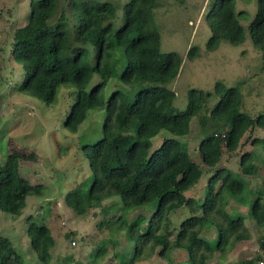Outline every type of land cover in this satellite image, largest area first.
Instances as JSON below:
<instances>
[{
	"label": "trees",
	"instance_id": "obj_1",
	"mask_svg": "<svg viewBox=\"0 0 264 264\" xmlns=\"http://www.w3.org/2000/svg\"><path fill=\"white\" fill-rule=\"evenodd\" d=\"M236 1H209L205 49L213 51L222 41L238 46L249 38L264 64V0H256L253 16L236 11ZM161 3L28 0L11 38L10 58L20 70L18 92L51 105L61 87L71 89L74 102L63 123L69 132H78L90 110L104 113L99 119L101 136L78 150L89 173L67 190L63 201L77 216L102 208L110 199L119 202L118 213L100 223L107 225L110 236L118 222L122 226L116 232L126 231L129 249L113 254L117 264H135L153 254L170 262L172 251L182 252V264H209L216 253L224 256L250 238L245 218L264 228V177L257 187L246 178L264 170V136L250 138L254 130H264V113L251 116L242 109L241 82L225 86L220 80L212 91L190 88L185 108L177 110L176 94L167 85L177 76L182 56L160 51L153 12ZM7 14L16 17L11 10ZM246 17L244 26L241 19ZM198 55L195 46L186 52L189 60ZM193 118L201 132L200 164L191 159L183 141ZM157 136L161 140L155 147ZM246 145L251 149L239 155L238 177L221 159L225 152L238 154ZM6 150V142L0 141V212L17 218L26 199L40 196L43 186L23 177L19 159ZM256 155L261 167L254 161ZM204 175L201 197H187L185 192ZM233 201L247 208V214L231 211ZM136 210L129 221L121 213ZM179 210L188 215L176 225L171 215ZM24 226L35 264H68L52 261L54 238L47 225L29 214ZM259 246L255 257L238 264H256L264 235ZM107 252L105 243L98 244L93 261L78 264H112V258L101 262ZM0 264H23L7 236H0Z\"/></svg>",
	"mask_w": 264,
	"mask_h": 264
},
{
	"label": "rangeland",
	"instance_id": "obj_2",
	"mask_svg": "<svg viewBox=\"0 0 264 264\" xmlns=\"http://www.w3.org/2000/svg\"><path fill=\"white\" fill-rule=\"evenodd\" d=\"M161 1L153 12L160 34V51H175L182 56L177 76L167 85L176 94L173 104L177 110L185 108L190 88L212 91L214 83L220 80L225 86L241 82L242 109L251 116L264 113V64L260 52L250 39L247 38L238 46L222 41L215 50L207 51L205 43L210 30L204 20V13L210 0ZM27 2L28 0H0V75L4 76V79L0 78V141L6 142V154L19 159L22 176L31 183L41 184L43 192L40 196L28 197L17 218L0 212V236H7L12 241L23 264H35V253L24 231V220L30 214L50 228L54 238V245L50 250L54 263L65 261L68 264H78L93 261L97 245L105 243L109 252L101 262L112 258V264H117L113 254L124 253L129 249L126 231L116 232L122 226L118 222L113 225L114 235L110 236L107 225L100 226V223L110 214L118 213L119 202L110 199L103 203L102 208L89 209L84 215L77 216L63 201L67 190L89 173L87 160L83 154L82 159H79L78 150L82 144L98 139L101 134L99 119L104 117V113L90 110L78 132L71 133L63 125L74 102V95H70L69 87H61L51 105H45L40 100L17 91L20 70L10 58V43L14 29L22 23ZM255 2L256 0H237L236 11H245L253 16ZM8 10L16 14L14 19H9ZM241 22L245 26L249 18H243ZM190 46L197 47L199 51L198 57L192 60L186 58ZM4 47L6 50L2 51ZM190 127L191 131L183 141L191 159L200 164L197 146L201 132L196 118L192 119ZM256 136H264V130H254L250 138ZM160 140L161 136L155 137L153 146L156 147ZM247 149H251L250 145H246L238 154L225 152L221 165L234 170L239 177V155ZM3 154L0 151V161ZM254 161L261 167L260 156L256 155ZM263 177L264 170L260 168L257 175L246 178L251 186L257 187L261 186ZM206 181L204 175L185 195L200 198ZM230 204L228 208L231 211L247 214L248 209L244 206L237 205L235 201ZM138 212L139 210L121 213L129 221ZM187 215L185 210H179L171 215V220L178 225ZM245 225L250 230V238L237 243L224 256L216 253L209 264H238L244 258L255 257L260 251L259 237L264 235V228L257 227L248 218H245ZM210 232L212 237L213 230ZM170 258L171 261L168 262L153 254L135 264H182L183 254L172 251Z\"/></svg>",
	"mask_w": 264,
	"mask_h": 264
},
{
	"label": "built area",
	"instance_id": "obj_3",
	"mask_svg": "<svg viewBox=\"0 0 264 264\" xmlns=\"http://www.w3.org/2000/svg\"><path fill=\"white\" fill-rule=\"evenodd\" d=\"M256 264H264V250L261 251V257L256 261Z\"/></svg>",
	"mask_w": 264,
	"mask_h": 264
}]
</instances>
